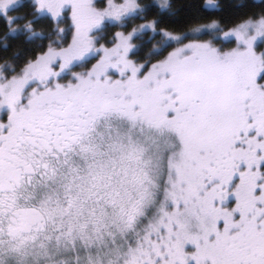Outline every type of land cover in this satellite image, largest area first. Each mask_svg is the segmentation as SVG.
Listing matches in <instances>:
<instances>
[{"label":"snow or ice","instance_id":"snow-or-ice-1","mask_svg":"<svg viewBox=\"0 0 264 264\" xmlns=\"http://www.w3.org/2000/svg\"><path fill=\"white\" fill-rule=\"evenodd\" d=\"M0 264H264V0H0Z\"/></svg>","mask_w":264,"mask_h":264}]
</instances>
